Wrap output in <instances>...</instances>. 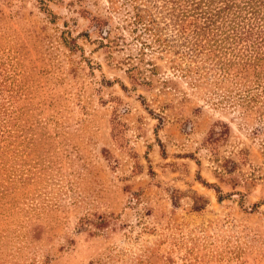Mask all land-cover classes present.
Returning <instances> with one entry per match:
<instances>
[{
	"label": "rangeland",
	"instance_id": "rangeland-1",
	"mask_svg": "<svg viewBox=\"0 0 264 264\" xmlns=\"http://www.w3.org/2000/svg\"><path fill=\"white\" fill-rule=\"evenodd\" d=\"M195 1L0 0V264H264V0Z\"/></svg>",
	"mask_w": 264,
	"mask_h": 264
},
{
	"label": "trees",
	"instance_id": "trees-1",
	"mask_svg": "<svg viewBox=\"0 0 264 264\" xmlns=\"http://www.w3.org/2000/svg\"><path fill=\"white\" fill-rule=\"evenodd\" d=\"M200 1L201 2H205L204 0H199V1H195L194 3V8H197L200 5ZM134 13L132 15V22L131 24L133 25H137L142 23L145 20L144 15L139 13V10L137 9V7H134ZM151 22H153L151 19L149 20ZM146 24H144V30H150L151 28H147L149 26H145ZM245 92L242 94L241 96V101L244 100L245 102V107L247 108H252L253 106H255V109L259 112V114L264 113V96L260 95V93L258 92H251L248 89L244 90ZM264 144V142H263ZM264 148V147H263Z\"/></svg>",
	"mask_w": 264,
	"mask_h": 264
}]
</instances>
